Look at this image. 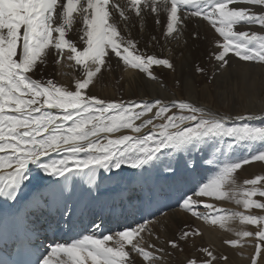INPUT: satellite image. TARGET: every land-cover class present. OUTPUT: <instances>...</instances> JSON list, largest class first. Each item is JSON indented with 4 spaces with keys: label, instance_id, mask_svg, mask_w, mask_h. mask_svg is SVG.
Returning a JSON list of instances; mask_svg holds the SVG:
<instances>
[{
    "label": "snow or ice",
    "instance_id": "obj_1",
    "mask_svg": "<svg viewBox=\"0 0 264 264\" xmlns=\"http://www.w3.org/2000/svg\"><path fill=\"white\" fill-rule=\"evenodd\" d=\"M253 6H259V12ZM161 12L166 13L165 39L179 40L185 20L197 17L219 34L213 37L215 50L209 56L216 62L213 76L230 68L233 57L264 68V0H0V198L4 203L23 199L25 206L34 205L37 210L46 208L50 199L63 200L65 211L70 212L65 197L69 174L93 185L101 169L123 180L128 169L163 165V171L174 177L178 165L165 163L162 157L213 138H231L236 147L240 142L260 147L223 161L213 177L191 190L192 195L185 192L178 202L185 213L210 226L229 230L237 219L257 226L255 233L236 231L239 239L224 241L229 246L236 247L242 238L252 236L264 242V215L217 208L212 203H203L209 211L200 212L197 209L202 201L194 199H230L244 209L264 210V202L253 199L264 197V187H257L264 184V176L245 179L240 185L234 175L243 165L264 162V125L235 123L264 121V109L259 116H232L188 100L125 103L86 92L102 68L111 69L113 58L152 80L157 79L151 71L153 65L175 70L170 59L141 51L137 40L124 35L132 24L131 13L138 18L156 14L160 24ZM252 25H259V31L244 30ZM191 35L193 40L199 37L198 32ZM50 58L56 65L67 60L74 62L69 67L80 69L74 89L43 77ZM195 71L206 73L207 69L197 65ZM122 130L131 134L114 135ZM52 153L63 155L54 159ZM39 173L63 180L48 181L42 190L37 183L43 181ZM151 223L145 219L134 227L117 225L108 230L110 234L100 231L103 225L97 224L70 241H54L44 252L25 246L27 258L16 264H137L136 257L142 258L141 264H164L165 256L170 255L167 248L181 249V242L189 240L195 244L194 238L203 235L200 228L186 224L165 239L167 247H158L145 240V233L153 235L148 227ZM155 239L159 241V235ZM198 251L202 256L188 258L186 264H214L217 257L213 251L207 247ZM255 251L261 253L259 245ZM252 264L257 261L253 259Z\"/></svg>",
    "mask_w": 264,
    "mask_h": 264
},
{
    "label": "bare ground",
    "instance_id": "obj_2",
    "mask_svg": "<svg viewBox=\"0 0 264 264\" xmlns=\"http://www.w3.org/2000/svg\"><path fill=\"white\" fill-rule=\"evenodd\" d=\"M121 2L123 3L124 0H121ZM256 8L259 9V6H253L254 11ZM130 16L132 24L124 32V35L130 34L135 40H137V47L141 51L157 55L158 58L170 59L175 66V70L168 69L164 66L153 65L151 71L154 73L157 79L152 80L148 78L146 74L140 73L138 70L125 68L122 62L117 64L118 58H113L111 69L108 67L102 68L101 73L97 74L95 81L98 87L103 86L105 90L108 91V96L111 97L114 93H117V96L119 95V97L126 96L131 99L136 97L137 99H141V101L145 102H151L154 99H161L165 102L183 99L197 102L199 99L202 100L201 97L204 96L207 98L206 102L199 100L200 102H197V105H202L213 112H218L216 109H211L213 108L211 103L213 102V99L216 98L226 104V106H233L236 108L238 115H242V113H255L258 116V114L261 113V110L264 109V68L261 66L251 62H238V58L233 57L230 60V68H226L219 74L213 76L216 62L215 60H209V56L215 50L213 37L214 35L218 37L219 34L215 33L214 29L211 28L207 21H204L202 18L198 17L185 20L184 25L182 26V34L180 35L179 40H176L172 38L165 39L164 37L163 33L166 24V13L161 12L160 24L156 23V14H147L144 15L143 18L135 17L134 13H131ZM255 27L260 29L259 25H252L246 26L244 30L252 31L255 29ZM193 32L199 33V37L195 40H193L191 35ZM152 36H155L157 39L155 41L151 40ZM219 39L222 42V38ZM70 64H74V62L64 60L61 62V64L56 65L52 63L50 58L47 68L43 70V77L45 79L51 78L57 84L71 88L72 86H70V83L75 81V79L78 78L81 73L79 68L69 67L68 65ZM197 65L205 67L207 72H196L195 67ZM106 73H108L110 77L109 84L104 80V75ZM207 79H210L209 82ZM93 85H95L94 81L93 84L89 86L90 91L92 90ZM123 134L131 133L124 132ZM100 173H102V170H98L96 181L93 185H89L86 181V178L69 174L70 179L67 185L65 196L68 197V202L71 208L80 205L83 209L88 208L94 213H100V210H103L107 205L111 204L119 206V203L121 205L129 195L134 193L135 195H131L129 198L133 197V200L137 199L136 203H139L143 200L146 189L144 187H136L137 184H126V182H124L128 179L126 175L125 178L121 180L118 177L110 176L111 173H109V175L106 173L104 174V172L103 174ZM143 174L144 171L138 174L139 179ZM158 176L161 178L162 176L166 175L158 174ZM108 177L112 178L109 179ZM57 179L63 180V178L54 177L50 181L54 184ZM143 181H149L147 174L143 176ZM188 183L185 181L183 184L187 185ZM45 185L47 186V183ZM182 189L183 188H181L178 192H181ZM189 189L190 187L187 186L183 191L188 192ZM171 190L172 193L170 194H174L176 192L173 189ZM171 190H166L165 193H168ZM107 194L109 195L105 196ZM109 196L111 197L109 198ZM195 198L201 201L202 199H205L206 202L210 199L209 198L207 200L206 197H194V199ZM0 202L4 203L3 198H0ZM136 203L134 202V204ZM50 207H52L51 202H49L48 206L44 208V210H50ZM163 207H165L164 210L171 208L170 205ZM112 209L113 206L106 208L107 214L110 212L114 213L116 211ZM161 209L163 208L161 207ZM41 210L30 212L35 218L31 219L29 224L34 230L39 227L37 229L38 233H45L47 228L50 227L51 221L55 220L50 216H41ZM129 210L130 209L128 208L126 211V220L122 222L137 221L136 209L133 208L130 211ZM181 210L182 208H174L164 212L160 217L152 219L151 221L153 223L149 224V226L153 231V235L148 237V235L145 233V240L151 243H156L157 246L160 244L164 247H167L164 244L165 239L162 241H156V235L162 234L165 236L164 238H169L167 233L170 230L171 232L173 230H179L183 226L181 224L183 218L187 221L194 219L190 213H185ZM139 213L141 218H146L150 211L148 207L144 209V206H142V210L139 211ZM195 221L198 223L200 219ZM108 223L109 222L106 224ZM232 227L233 226H231V228ZM109 229H111V227L107 228L106 226V228H104V233L108 234ZM202 229L204 231L203 234L205 236H209L210 233H212L211 229L213 228L207 229L206 227L203 228L202 226ZM172 234H174V232ZM227 235L228 234H226V236ZM227 238H229V236H227ZM45 249L47 248H44L43 250L45 251ZM168 249L170 248H167V250ZM247 254H249V252H247ZM171 259L172 258L168 257L166 259V264H173L174 261H171ZM136 260L137 264H141L142 258L136 257ZM246 261L242 260L241 262L244 264Z\"/></svg>",
    "mask_w": 264,
    "mask_h": 264
},
{
    "label": "rangeland",
    "instance_id": "obj_3",
    "mask_svg": "<svg viewBox=\"0 0 264 264\" xmlns=\"http://www.w3.org/2000/svg\"><path fill=\"white\" fill-rule=\"evenodd\" d=\"M255 11L259 12V9L256 8ZM254 30L259 31L258 27H255ZM261 34H264V33H261ZM104 77H105L104 80L107 81V83L109 84L110 83L109 74L106 73L104 75ZM209 80L210 79H207L208 82H209ZM93 81H94V84L96 85V87H95V85H93L91 91H90V89L86 90V92L88 94L96 95L97 97L102 96L101 98H104L107 100L124 101L125 103H127L128 101H135V102L141 101V99H137L136 97L132 98V99L129 97H126V96L125 97H123V96L119 97V95L117 96V93H114L110 97L107 95L108 91L105 90V88L103 86H101V87L97 86V84L95 83L96 77L94 78ZM74 82L75 81H72L70 83L71 84L70 86H72L71 87L72 89H74ZM201 99L202 100H200V99L199 100L204 101V102H206V100H207V98L204 96H202ZM199 100H197V102H200ZM188 101H190V100H188ZM190 102H192V101H190ZM197 102H195V103H197ZM211 104L213 106V108H211V109H213V110L216 109L219 113L226 114V115H232V116L238 115L236 108H234L233 106L228 107V106H226V104H224L222 101H220L216 98L213 99V102ZM173 111H176V110H173ZM247 114H251V113H242V115H247ZM259 115H260V113L258 114V116ZM157 122L159 123V122H163V121H157ZM245 122L249 123L252 126L264 125V121H261L260 119H256L253 121H236L235 123L238 125H242ZM136 123H140V121H137ZM229 126H232L231 122H230ZM143 131L146 132L147 129H145ZM124 132L125 133H131L130 130H122L120 133H116L114 135H117V134L121 135ZM229 143H233L234 147L230 149L228 147ZM259 147H260L259 144L253 145V144H249L247 142H240L239 147H236L235 143L232 141L231 138H222V139L213 138V139L207 141L205 144H202L199 146H190L186 151L173 153V155L171 157H169V156L162 157V159L164 160L165 163L171 162V163H174V166L178 165L177 174L174 177L171 176L169 173L163 171V165H159L158 168H152L151 166H146L147 170L128 169V172L126 173V175H128V176L134 175V176H132L131 177L132 180L127 182L126 184H129V185L135 184L136 179L139 180L140 183H138L136 187H144L146 189V192H147L146 195L149 197L148 202L152 203L151 207L161 208V204L164 206H167V205L171 206V208H168L167 210L160 209V211L155 213V215L149 216L147 218V220H152L156 217H160L161 215H163L164 212H166L168 210H171L174 208H176V209L181 208L180 203L178 201L180 200V197L185 193V191H183V190H185V188L187 186H189L190 189L187 192V194L192 195L191 190L197 189L200 184H202L203 182H207L208 179L213 177L216 174V172L219 170V166L223 161H225L226 159L240 158L244 155H247L248 153L255 151V149L259 148ZM217 148L220 149L219 152L216 151ZM51 155H52V158L59 159V158H61V156L63 154L57 155L56 153H52ZM80 156H81V158H83L84 154L81 153ZM208 160H212L213 163L208 164L207 163ZM185 163H188L189 167L185 168V166H184ZM115 171L116 170H113V172H115ZM142 171H144V174L139 179L138 174L141 173ZM103 172L104 171L102 170V173H100V174H103ZM105 173L107 175H109V173L104 172V174ZM145 174H147V176H148V180H149L148 182L143 181V176ZM158 174L166 175V176H162L161 178H159ZM149 175H150L151 180L149 179ZM234 175L237 178V184H240V185L243 184V181L245 179H252V178H255V176H257V175L264 176V162L254 161V162H251L249 164L243 165L241 169L237 170V172L234 173ZM110 176H113V174L111 173ZM126 181H128V179ZM126 181H124V182H126ZM185 181L187 183L188 182L189 183L187 185L183 184ZM44 184H46V183H44ZM257 187H264V184L257 185ZM181 188H183L182 191L178 192V191H180ZM171 189L175 190L176 192L174 194H170V193H172ZM166 190H171V191L168 193H165ZM155 193H156V196H155ZM172 198H173V200H172ZM208 199L209 198H207V200ZM253 199L264 202V197L256 196V197H253ZM134 201L136 202L137 199H135ZM203 201H204V203H212V204L216 203L217 208H223V209H227V210H231V211L243 212L244 214L264 215V210L255 209V208L244 209L242 205H237L234 200L228 199V200H223V201H215L211 198L207 202L205 199H202L201 206L197 209V210H200V212H208L209 211L208 209L203 207ZM168 202H170V203H168ZM132 205H135L134 202L132 203ZM181 211L183 212V209ZM134 220H136V219H134ZM195 220H197V218L195 219V217L193 220H189V221L184 220V218H183L182 222H181V224L183 226L180 229H182L187 224L191 227H198V228L201 227L200 229H201L202 233H204V231L202 229V226H203V228L206 227L207 229L213 228V229H211L212 230L211 232L213 234L209 232L210 237L205 236L203 234L201 237L194 238L195 244H193V240H189L187 242V244L181 242V249L182 250L181 249H177V250L168 249L167 251L168 252L171 251V252H170V255L165 256L164 264H166V259L168 257L173 259V260L171 259V261H174V263L172 262L173 264H186V260L188 258H193V257L199 258L202 256V254L198 251V249L201 247H207L211 251H213V254L217 257L216 261H214V264H225V263L226 264H242V262H241L242 260H244V261L247 260L246 263H244V264H248V263L252 264L253 259H255L257 261V264H264V242L259 241V239L257 237L252 236V237L242 238L241 244L236 246V247L229 246L228 244H226L224 242L225 240H228V239H239L235 235V232L239 231V230H248V231H252L253 233H255V231L257 230L256 225L242 224L239 221V219H237V220H234L229 225V230H225V229H221V228L219 229L218 226L212 227V226L206 224L208 226L207 227L206 225H204L205 223L203 222V220L200 219V221L198 223ZM185 221H187V222H185ZM143 222L144 221H142L141 223H143ZM136 225H137V223H133L131 226L134 227ZM231 226H233L234 228L232 227L233 228L232 229ZM148 227L150 228L149 225H148ZM215 227L218 230H216ZM179 230H175V231L173 230L172 232L170 230L167 233L168 237L169 238L173 237V235L177 234L179 232ZM215 231H218V232H215ZM173 232H174V234H172ZM108 234H110V233H108ZM226 234H228L227 236H229V238H227ZM158 235H159L161 241L166 239V238H164L165 237L164 235H162V234H158ZM257 245H259L261 248V253L259 255H257V253L255 251ZM160 246H162V245H160ZM247 252H249V254H247ZM224 256L227 257V260L222 258ZM159 263L160 262H157V264H159Z\"/></svg>",
    "mask_w": 264,
    "mask_h": 264
}]
</instances>
